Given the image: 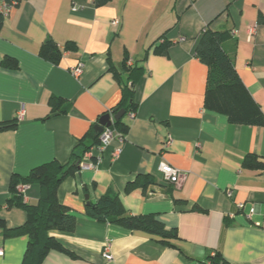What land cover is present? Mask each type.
<instances>
[{
    "label": "crops",
    "instance_id": "0c3cea01",
    "mask_svg": "<svg viewBox=\"0 0 264 264\" xmlns=\"http://www.w3.org/2000/svg\"><path fill=\"white\" fill-rule=\"evenodd\" d=\"M206 28L227 33L226 52L264 118V0H110L98 7L94 0H21L3 19L0 62L18 65L0 66V220L8 228L26 220L23 210L6 208L12 175L66 164L80 141L93 145L88 134L100 135V117L121 98L110 67L119 71L127 59L144 70L134 116L121 118L123 141L111 143L97 169H80L59 185L58 202L76 225L72 233L49 232L69 254L51 250L42 264H211L212 253L220 264H264V125L233 124L204 107L207 67L195 49ZM48 39L75 51L54 65L39 56ZM78 64L75 79L70 69ZM54 97L66 114L52 107ZM162 162L181 172L177 186L163 183ZM136 180L145 192L130 188ZM109 191L129 215L153 216L176 229L177 239L164 245L86 216L87 202ZM23 195L36 205L38 186ZM27 242L3 239L0 229V264H21Z\"/></svg>",
    "mask_w": 264,
    "mask_h": 264
},
{
    "label": "trees",
    "instance_id": "16d2710c",
    "mask_svg": "<svg viewBox=\"0 0 264 264\" xmlns=\"http://www.w3.org/2000/svg\"><path fill=\"white\" fill-rule=\"evenodd\" d=\"M109 1L94 0V5L97 7L102 6ZM2 21L3 18L0 16V29ZM226 38V32H213L206 28L195 49L196 57L207 67L204 107L225 115L228 121L233 124L263 126L264 118L243 87L234 68L233 60L226 52ZM73 51H75V46L70 43L59 48L48 39L42 45L39 56L55 65L60 61L63 54ZM127 62V59L123 61L119 71L112 66L110 67L114 80L121 87L120 101L110 111L113 115L119 111L124 112L125 115L136 111L134 90L136 84L142 78L144 70L138 63L127 65ZM0 66L10 71L18 70L17 62L9 57H4L0 62ZM60 104V99L56 97L51 99L52 107L59 114H66L68 111L67 106L59 108ZM121 120L115 121L112 129L124 137L127 126ZM88 136L93 140V145L86 147L80 141L75 149L78 151L72 153L68 163L49 162L35 167L27 176L12 175L9 186L10 197L6 202V208L23 210L26 220L23 225L15 228H8L0 220V229L3 239L19 236L28 238L21 264H42L51 250L69 254L64 247L49 236V232L72 233L75 229L76 219L67 207L58 202L57 189L66 178L80 172L79 164L83 154L99 144V136L94 137L91 132ZM255 167L260 169L262 164L256 163ZM31 185H37L39 188V198L36 205L25 203L23 194L18 191L19 187ZM146 185L145 182L136 180L130 185V188L139 186L145 192ZM85 214L98 223L112 224L132 232L151 235L164 245H168L170 241L177 239L176 229L166 230L153 216L129 215L118 196L111 191L94 202H87ZM213 258L211 264H220V262H217V259H219L217 255Z\"/></svg>",
    "mask_w": 264,
    "mask_h": 264
},
{
    "label": "built area",
    "instance_id": "2783aa9c",
    "mask_svg": "<svg viewBox=\"0 0 264 264\" xmlns=\"http://www.w3.org/2000/svg\"><path fill=\"white\" fill-rule=\"evenodd\" d=\"M21 0H0V16L4 19L8 17L11 10L19 3ZM194 1V0H192ZM72 12H76V8L72 9ZM113 29L118 28L119 21L114 20L110 23ZM254 29L250 28L248 30V35L253 34ZM236 32H232L231 34L234 35ZM128 65H131L130 63ZM83 70V65L78 64L76 67L70 69V74L73 78L77 79ZM129 118H133L134 113H129ZM111 123L113 125V119H111ZM117 140L119 143L123 141L122 135L117 133L115 130L111 128H105L102 133L99 135V144L90 150L86 151L83 156L82 160L79 164L80 169H97V167L102 162V156L105 153L106 149H108L113 141ZM170 142L167 141L165 146H167ZM119 151L117 149H113L111 153V158L114 159L117 157ZM158 172L162 176V181L165 185H172L177 186L181 180L182 174L180 171L174 169L173 167L169 166L168 164L162 162L158 167ZM25 187H19L18 191L23 194ZM232 190H226V196L228 198L232 197ZM24 198V195H23ZM109 247V246H108ZM108 247L106 246L103 250L102 258L106 262L112 261V256L109 253ZM1 254V253H0ZM216 253H212L211 256L214 257Z\"/></svg>",
    "mask_w": 264,
    "mask_h": 264
},
{
    "label": "water",
    "instance_id": "95a60500",
    "mask_svg": "<svg viewBox=\"0 0 264 264\" xmlns=\"http://www.w3.org/2000/svg\"><path fill=\"white\" fill-rule=\"evenodd\" d=\"M123 115L124 112L119 111L115 115H113V113L111 112L100 117L98 124L94 128L95 132L97 134H101L104 128H111L112 127L111 119H113L114 121H118L123 117ZM85 200L86 201L88 200V196H85Z\"/></svg>",
    "mask_w": 264,
    "mask_h": 264
}]
</instances>
